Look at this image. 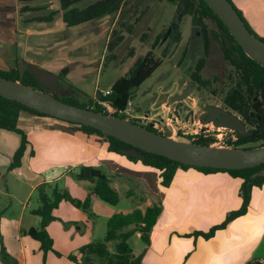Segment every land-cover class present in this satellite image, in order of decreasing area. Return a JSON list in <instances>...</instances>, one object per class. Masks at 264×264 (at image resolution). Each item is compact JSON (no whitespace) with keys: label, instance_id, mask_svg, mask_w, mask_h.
I'll use <instances>...</instances> for the list:
<instances>
[{"label":"crops","instance_id":"obj_1","mask_svg":"<svg viewBox=\"0 0 264 264\" xmlns=\"http://www.w3.org/2000/svg\"><path fill=\"white\" fill-rule=\"evenodd\" d=\"M93 1L86 0L79 6ZM231 1L264 39V0ZM60 10L59 0H0V69L8 71L18 66L24 70L28 65L34 66L38 68L40 81L48 72L63 88L66 84L61 81L66 78L90 97L97 98L99 93L113 87L101 91L96 84L117 18L109 16L67 29ZM53 13L55 16L51 18ZM71 126L74 125L50 116L21 112L19 128L26 133L29 143L21 167L15 170L22 171L28 160L30 170L36 175L32 189L64 180L73 198L85 201L89 194L96 198L91 191L92 182L74 177L78 167L92 166L108 175L119 195L123 192L134 202L130 208L118 210L120 213L128 214L136 209L145 212L153 204L162 205L150 245L143 243L134 251L139 255L146 249L142 264L264 262V184L253 189L246 214L217 230L211 238L192 236L195 232H209L221 225L230 212L241 208L243 180L228 173L179 169L171 186L166 188L159 170L110 152L104 137L88 135L78 128L72 130ZM11 133L0 129V146L6 151L21 145V140ZM63 204L53 212L59 221L51 222L47 231L55 251L60 250L61 257L70 261L68 255L77 253L93 239V232L86 235L88 217L84 213L70 207L68 202ZM133 229L131 226L125 231ZM133 237L141 240V233L136 232Z\"/></svg>","mask_w":264,"mask_h":264},{"label":"trees","instance_id":"obj_2","mask_svg":"<svg viewBox=\"0 0 264 264\" xmlns=\"http://www.w3.org/2000/svg\"><path fill=\"white\" fill-rule=\"evenodd\" d=\"M31 1L37 0H21V2ZM59 1L60 11L63 12V22L67 29L76 28L109 16L117 18L116 27L112 31L110 40L107 44V51L110 54L108 59L110 60V58L115 57L116 50L126 39L125 32L129 34L133 32L136 23L135 21L130 23L128 19L131 18V10L138 7V3L141 0H139L138 3H135V0H95L85 6L79 5L86 0ZM159 1H166L178 5L179 12H183L188 16L192 15L194 18V29L197 32H201L202 42L200 56L198 55L199 58L197 60L195 59V65L189 69L191 71L192 80L199 88H209L213 84L211 79L203 77V71L207 64V58L213 40L220 43L224 59L233 67V73L230 72L228 76L231 81V86L226 92L224 103L229 110L242 116L248 124L256 130L252 135L246 136L236 133L237 141L230 145V148L247 149L252 148L250 147L251 144H258L256 147L264 146V101L261 103L262 105L260 108L253 106L256 95L258 93L263 94L264 67L246 55L227 26L204 0ZM239 13L250 31L264 42V39L259 37L250 27L242 13L240 11ZM54 16L55 14L53 13L51 18ZM172 25L175 27V34L173 35L175 36V41L173 42L175 44L178 42L181 35L179 32L180 27L175 23ZM163 36L164 35L158 36L153 44V49L160 44ZM191 45L194 46L193 38L191 39ZM161 65L162 60L159 59L153 51H149L145 56L136 61L127 76L121 77L115 82L111 89V94L108 97L103 98L102 94L99 93L97 98H93L74 85L69 84L72 90L74 88L75 93H70V95L62 98V100L98 112L110 113L97 102L100 99H104L116 109L113 115L128 119L155 133H160L154 127L153 123L150 125L141 124L137 119L127 117L125 111L129 106V102L132 100L134 92L149 79ZM0 75L7 79L20 81L43 90L39 87L40 80L37 67L28 65V68L24 70L18 66L8 71L0 69ZM54 96L59 98L56 94ZM23 111L48 116L30 109L19 102L0 96V129L21 136V145L14 155L13 162L9 168L10 170L21 167L22 159L29 143L26 133L19 128V117ZM78 129L88 135H99L104 137L106 142L109 143L108 150L110 152L125 156L131 162H141L145 166L159 170L161 172L162 185L166 188L171 186L179 169H196L207 174L216 172L228 173L234 178L243 180L241 186L243 204L241 208L230 212L221 225L213 227L209 232H195L192 236H203L207 239L211 238L215 235L217 230L226 228L230 222L246 214L251 203L253 189L261 188L264 184V175L254 177L255 174L260 173L264 169V165L244 170L191 167L175 162L164 156L140 150L114 137L107 136L92 127L79 125ZM187 137H184V139L199 145L213 146L215 142L213 138L205 137L204 135L197 136L196 139H193V137L189 135ZM74 177L78 180H88L94 183V192L96 196L104 202L113 206L119 204L120 195L118 191L111 186V180L108 175L100 169L92 166H80L76 173H74ZM51 188H53L52 195L48 192ZM38 189L41 192L42 205L33 213L41 218V225L40 229L31 228L28 235L41 243L42 250L46 254L51 251L55 252L54 242L47 231V227L55 220L53 212L59 207L60 203L66 199L74 206L84 208L85 211H87L90 205L89 200L83 203L63 191L59 187L58 182L43 184ZM162 211L163 207L161 204H153L151 207H148L145 212L136 209L128 214H115L108 221L106 242H93L85 245L80 248L77 253L68 256V259L75 264H142L146 249L139 255H136L129 244V240L136 232H139L141 233V240L146 246H149L151 232L161 216ZM131 226H134L133 230L125 231V229ZM110 242H116L115 252L109 249L107 243ZM250 264H264V262L254 261Z\"/></svg>","mask_w":264,"mask_h":264},{"label":"rangeland","instance_id":"obj_3","mask_svg":"<svg viewBox=\"0 0 264 264\" xmlns=\"http://www.w3.org/2000/svg\"><path fill=\"white\" fill-rule=\"evenodd\" d=\"M138 1L135 0V3ZM178 9V5L166 1L141 0L138 7L131 10V18L128 19L130 23L133 21L136 23L133 32L130 34L125 32L126 39L116 50L115 57L109 60L110 54L107 51L105 65L101 68L96 85L101 91L112 87L118 79L128 75L139 58L145 56L149 51H153L162 60V65L134 92L131 100L132 109L136 116H149L154 120L155 128L164 136L187 141L184 137L190 136L191 132L207 129L198 120V114L202 107L207 103L224 104V97L231 86L227 75L232 69L222 58L220 43L213 40L210 56L203 71V77L211 79L213 84L209 88L197 86L186 103L172 101L175 95L183 92L190 81L188 74L191 71L189 68L195 65V57L190 54L189 59L186 60V56L183 58L184 50L187 52L188 49L186 40L179 44L173 43L168 49H164L166 44L153 49V44L158 36H166L171 24L176 21V17L179 15ZM187 17L188 15L183 12L181 18L179 15L181 28ZM187 72L189 73L187 74ZM45 74L39 87L47 93L56 94L61 99L70 93H75L74 88L73 90L71 87L67 88L69 84L72 85L68 79L63 78L61 81L66 84V88H63L61 84H57L56 79L49 77L50 73L46 72ZM187 104L193 107L194 115L191 117L184 110ZM125 115L129 117L126 113ZM11 135L18 141L21 140L20 135L13 133ZM257 145L251 144L250 147ZM19 146L20 143L16 147H12L10 151H6L4 147L0 146V264H71L66 258L61 257L63 253L57 248L58 252L51 251L45 254L41 243L28 235L32 227L40 229L41 218L34 215L33 212L42 205V200L40 190L32 189L36 175L30 170L28 160H25L27 165H24L22 171L9 169ZM58 185L72 196L71 190L64 180L58 182ZM52 190L53 188L48 190L50 195H52ZM91 191L94 192V187ZM87 200L90 205L87 211L74 206L66 199L60 203V205L64 203V206L68 202L72 205L69 204L70 207L88 217V224H85V228L87 226L89 232L86 235L93 232V239L83 246L93 242H106L110 218L119 214L118 210H126L134 203L123 192L120 193V202L116 206L110 205L98 197L93 198L91 194L82 202L85 203ZM56 220L57 218L54 221ZM143 243L136 237L129 240L134 251H137ZM107 245L112 252L116 251V242H110Z\"/></svg>","mask_w":264,"mask_h":264},{"label":"water","instance_id":"obj_4","mask_svg":"<svg viewBox=\"0 0 264 264\" xmlns=\"http://www.w3.org/2000/svg\"><path fill=\"white\" fill-rule=\"evenodd\" d=\"M227 26L230 33L248 57L264 67V42L245 24L239 11L230 0H204ZM193 26V16H188L181 39H188ZM195 89L194 83L175 95L174 103L188 99ZM264 95V90H263ZM0 96L19 102L26 107L50 117L92 127L107 136L114 137L148 153L164 156L186 166L225 170H244L264 165V146L247 149L205 146L185 140H176L155 133L146 127L111 113L67 103L44 90L0 75ZM202 124H213L242 136L249 135L240 117L221 107L208 105L201 115ZM206 118V119H205ZM72 130L76 127L71 126ZM264 175V169L254 175Z\"/></svg>","mask_w":264,"mask_h":264},{"label":"flooded vegetation","instance_id":"obj_5","mask_svg":"<svg viewBox=\"0 0 264 264\" xmlns=\"http://www.w3.org/2000/svg\"><path fill=\"white\" fill-rule=\"evenodd\" d=\"M181 14H182V12H179V15H180V18H181ZM179 15H178V17H176V21L175 22H173V23H175V24H177V25H179V32H180V34L182 33V31H183V29H184V27H185V25H186V22H187V20H186V22H185V24H184V26L181 28V26H180V18H179ZM187 19H188V17H187ZM172 23V24H173ZM171 24V27H170V29H169V31H168V33L166 34V36L164 37L163 36V39L161 40V42H160V44L158 45V46H160V47H162V45H164V44H166V46L164 47V49H168L169 48V46L175 41V36H173L174 34H175V27L173 26ZM197 33V34H196ZM193 38V43H194V46L193 45H191V39ZM183 40H186L187 41V43H188V45H187V52L184 50V52H183V58L186 56V60L187 59H189V57H190V54H193L194 55V57H195V59L197 60L198 58H199V56H200V47H201V42H202V40H201V32H197L195 29H194V18H193V26H192V31H191V34H190V36H189V38L188 39H183ZM182 39H181V35H180V38H179V40H178V42H176V44H179V43H181L182 41H183ZM211 44H212V42H211ZM163 49V50H164ZM210 50H211V47H210ZM167 51V50H166ZM221 52H222V50H221ZM199 55V56H198ZM209 56H210V53H209V55H208V58H209ZM183 58H182V60H183ZM208 58H207V61H208ZM222 58H223V60L225 61V63H227L228 65H229V63L224 59V57H223V53H222ZM230 67H231V69H233V67L231 66V65H229ZM189 69H191V67L189 68ZM233 71L234 70H232L231 72L233 73ZM189 72H187V74H188ZM228 76H229V73H228V75H227V78H228ZM188 77L190 78V81L188 82V84H187V86L184 88V90L189 86V84L190 83H194V86H195V88L198 86L193 80H192V77H191V72H190V74H188ZM216 79V78H215ZM214 79V80H215ZM229 79V78H228ZM191 97V96H190ZM189 97V98H190ZM187 100V99H186ZM183 101V102H187V101ZM224 101V100H223ZM263 101H264V95L263 94H260V93H258L257 95H256V97L254 98V107H257V108H260V106L262 105L261 103H263ZM179 103V102H178ZM208 105H213V106H216V107H221V108H224L225 110H228V111H231V110H229V108L225 105V103L224 104H219V103H207V104H205L203 107H202V109H201V112L198 114V120L202 123V120H201V115L204 113V108L206 107V106H208ZM184 110H185V113L187 112L188 113V115L191 117L192 115H194V111H193V107H191V106H188V104L184 107ZM232 112V111H231ZM233 114H235L234 112H232ZM235 115H237V114H235ZM238 117H240L241 118V120L246 124V126H247V130L249 131V132H251L249 135H252L254 132H255V128H253L252 126H250L249 124H248V122L242 117V116H239V115H237ZM206 119V118H205ZM211 124V123H210ZM210 124H204L205 125V127H208L207 125H210ZM205 130V129H204Z\"/></svg>","mask_w":264,"mask_h":264},{"label":"built area","instance_id":"obj_6","mask_svg":"<svg viewBox=\"0 0 264 264\" xmlns=\"http://www.w3.org/2000/svg\"><path fill=\"white\" fill-rule=\"evenodd\" d=\"M102 97H108L111 94V90L102 92ZM99 105L103 106L105 109L108 110L111 114L116 112V109L106 100L100 99L97 101ZM132 102H129V106L125 113L134 119H137L139 122L144 123V125H150L153 123L154 127H156V124L153 122L151 118L148 116H136L135 111L132 109ZM72 125V124H71ZM207 129H201L200 131H194L190 133V136L193 137V139H196L197 136L204 135L205 137H210L215 140L213 146L217 147H229L232 145L235 141H237V134L236 132H233L231 130L225 129V128H217L213 124L207 125ZM74 127L78 128L79 125H74ZM209 128V129H208ZM188 136V135H187Z\"/></svg>","mask_w":264,"mask_h":264}]
</instances>
